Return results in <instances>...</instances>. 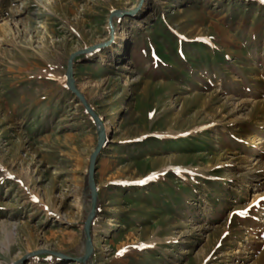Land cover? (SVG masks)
Listing matches in <instances>:
<instances>
[{
    "label": "rangeland",
    "instance_id": "rangeland-1",
    "mask_svg": "<svg viewBox=\"0 0 264 264\" xmlns=\"http://www.w3.org/2000/svg\"><path fill=\"white\" fill-rule=\"evenodd\" d=\"M100 128L87 264H261L264 0H0V264H82Z\"/></svg>",
    "mask_w": 264,
    "mask_h": 264
},
{
    "label": "water",
    "instance_id": "water-1",
    "mask_svg": "<svg viewBox=\"0 0 264 264\" xmlns=\"http://www.w3.org/2000/svg\"><path fill=\"white\" fill-rule=\"evenodd\" d=\"M104 46L105 45H100V46H96L93 48H89L87 50L79 52L76 55L95 52L97 49L103 48ZM76 55H73L71 57L70 62H69V69H68V73H67L68 87H69L70 91L74 94V96L77 97V99L85 106L87 111L91 114V116H93V118L100 125V121H99L98 117L94 114V112L88 106L85 98L82 96V94L77 90V88L75 86V82L73 80L72 60ZM104 134H105L104 130L102 128H100L99 146L96 149V151L93 153V155L91 156V161H90V166H89V189H90V198H91V209H90L89 216L85 222V228H84V232H85V254L82 258L76 260L77 262L82 263V264H87V261L89 260L91 254H92V251H93V244H92V237H91V225H92V222H93V220L96 216V212H97V189H96V184H95V172H96L95 166L97 164V157L101 151V148L106 142V137H103Z\"/></svg>",
    "mask_w": 264,
    "mask_h": 264
},
{
    "label": "bare ground",
    "instance_id": "bare-ground-1",
    "mask_svg": "<svg viewBox=\"0 0 264 264\" xmlns=\"http://www.w3.org/2000/svg\"><path fill=\"white\" fill-rule=\"evenodd\" d=\"M125 37V36H124ZM126 38V37H125ZM114 51H115V49H114ZM103 137H105V134H104V136ZM263 260L260 262L261 264H264V254H263Z\"/></svg>",
    "mask_w": 264,
    "mask_h": 264
}]
</instances>
